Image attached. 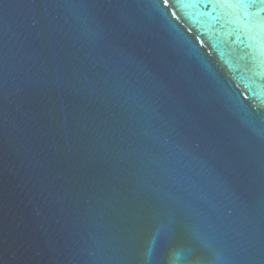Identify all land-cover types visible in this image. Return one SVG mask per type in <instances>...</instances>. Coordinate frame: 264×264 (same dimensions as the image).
<instances>
[{
    "label": "water",
    "instance_id": "95a60500",
    "mask_svg": "<svg viewBox=\"0 0 264 264\" xmlns=\"http://www.w3.org/2000/svg\"><path fill=\"white\" fill-rule=\"evenodd\" d=\"M0 264H264V4L0 0Z\"/></svg>",
    "mask_w": 264,
    "mask_h": 264
},
{
    "label": "snow or ice",
    "instance_id": "6c2138e0",
    "mask_svg": "<svg viewBox=\"0 0 264 264\" xmlns=\"http://www.w3.org/2000/svg\"><path fill=\"white\" fill-rule=\"evenodd\" d=\"M250 3H252V4H255V3L264 4V0H250Z\"/></svg>",
    "mask_w": 264,
    "mask_h": 264
}]
</instances>
